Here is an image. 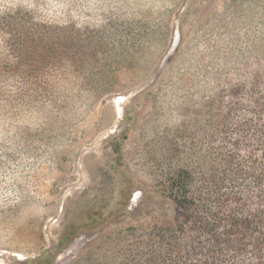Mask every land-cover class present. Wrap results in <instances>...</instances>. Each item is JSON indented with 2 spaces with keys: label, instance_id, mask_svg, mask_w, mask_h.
<instances>
[{
  "label": "rangeland",
  "instance_id": "rangeland-1",
  "mask_svg": "<svg viewBox=\"0 0 264 264\" xmlns=\"http://www.w3.org/2000/svg\"><path fill=\"white\" fill-rule=\"evenodd\" d=\"M6 9L69 39L41 90L0 78V264L48 253L71 264L87 243L105 254L134 227L177 223L166 163L207 150L215 127L217 146L257 154L264 0H0Z\"/></svg>",
  "mask_w": 264,
  "mask_h": 264
},
{
  "label": "trees",
  "instance_id": "trees-1",
  "mask_svg": "<svg viewBox=\"0 0 264 264\" xmlns=\"http://www.w3.org/2000/svg\"><path fill=\"white\" fill-rule=\"evenodd\" d=\"M60 30L32 12L0 10L4 83L18 78L26 92L41 90V76L66 54L69 38ZM256 115L264 119V111ZM250 127L244 124L245 131ZM254 127L257 154L244 157L230 138L229 148L217 146L215 127L207 150L199 144L192 158L166 163L167 194L181 212L177 223L134 227L131 240L105 254L87 243L71 264H264V121ZM22 264H54V257L48 253Z\"/></svg>",
  "mask_w": 264,
  "mask_h": 264
},
{
  "label": "water",
  "instance_id": "water-1",
  "mask_svg": "<svg viewBox=\"0 0 264 264\" xmlns=\"http://www.w3.org/2000/svg\"><path fill=\"white\" fill-rule=\"evenodd\" d=\"M77 246H78V243H74V244L72 245V249H73V250L76 249Z\"/></svg>",
  "mask_w": 264,
  "mask_h": 264
}]
</instances>
